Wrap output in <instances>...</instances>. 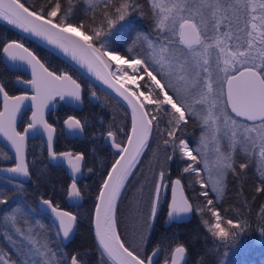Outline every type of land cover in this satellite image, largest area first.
Here are the masks:
<instances>
[{
	"label": "snow or ice",
	"instance_id": "obj_1",
	"mask_svg": "<svg viewBox=\"0 0 264 264\" xmlns=\"http://www.w3.org/2000/svg\"><path fill=\"white\" fill-rule=\"evenodd\" d=\"M88 2L93 13L102 8L100 27L86 25L83 21L78 25L69 22L71 9L62 13L60 0H46V3L39 7L26 6L22 0H0V18L25 32L47 39L66 53L71 52L73 59L78 58L86 62L90 70L94 67L99 69L101 66L108 69V57L111 60L123 61L134 72L138 66L143 65L142 71L146 74L143 85L138 84V81L127 73L119 76L114 82L101 77L127 101L132 111V127L125 145L115 142L112 131L107 132V137L113 139L112 147L118 150V158L111 165L100 187L94 223L101 256L106 255L112 264H156V257L165 240L162 238L158 241L150 254L147 245L151 243V230L157 218L161 190L166 186L165 172L161 170L155 180L150 211L142 218V230L139 235L141 243L129 245L122 239L117 231L115 219L117 198L148 145L154 130L153 122L158 119L157 115L149 113L150 106L154 105L157 112L170 116L168 127L171 130L166 128L165 131L171 139L163 140L165 146L172 147L173 155L168 159H174L178 151L182 157L192 161L183 172H195L198 177L200 169L196 165L201 148L191 149L185 139L177 136V130L187 123L188 116H195L202 120L205 132L210 133L211 140L219 145L216 133L221 131L222 126L223 135L229 142V150L223 152L217 146L216 158L212 161L210 169L212 192L216 193L217 200L223 194L227 173L230 171L234 176L239 175L234 159L238 145L240 152L253 159L256 158L258 150L261 186H258L256 191L264 192V0H148L151 6L152 33H155V37L145 33L144 39L148 43L152 63L159 66L157 74L167 77V84H162L157 75H153L156 69L149 71L147 60L135 59L129 63L123 56L106 51L107 44L95 46L96 41L108 40L117 25L123 28L125 25L120 22L127 23L126 17L139 10L140 5L135 4L134 0H118V6L117 0ZM96 20L94 14L91 24L94 25ZM105 23L107 32L103 28ZM3 53L13 62L24 61L31 67L32 79L23 83L30 85L35 92L31 97L26 93L10 96L5 85L0 83V94L4 99V111L0 112V133L15 149L13 165L0 168V173L16 175L5 177V181H15L18 177L30 178L24 141L29 130L35 129L37 125H42L48 134V154L51 160L64 158L73 174L79 172L84 156L81 153L54 151V129L44 119V108L54 97H59L60 100L68 99L70 103L81 102V85L67 73L57 75L49 71L23 43L9 41L3 45ZM117 68L118 71H123L119 65ZM97 74H100L99 71ZM108 75L112 73L109 72ZM124 80L136 84V90L125 86L122 83ZM141 87L145 90L141 91ZM168 90L174 92L175 99L173 95H169ZM92 96H95L94 92ZM29 99L33 108L32 122L24 129V134H21L16 131L15 121L24 102ZM194 105H200L201 112H196ZM166 106H171V111ZM64 123L69 129L83 131L81 121L74 116H68ZM155 127L158 129L159 125ZM208 139L209 136L202 133L201 145L206 146ZM194 151L198 155H193ZM204 163L208 168V161L205 160ZM247 167L246 163L239 164L241 170ZM196 182L201 183L199 179ZM201 187L200 195L207 201V207L194 209L189 198L184 195L181 180L171 181L172 200L167 214L168 221L182 220L193 211L201 216L206 212L210 213L215 219L214 223L202 220L207 231L224 246H231L246 231L244 225L247 221H224L215 207L214 199L209 198L207 185L201 183ZM80 195V190L73 181L68 187V196L79 198ZM41 202L51 210L55 221L58 222L56 236L59 237L62 233L64 240L70 239L75 232L77 215L60 209L51 200L42 199ZM8 203L5 189L0 188V205ZM261 208L264 209V205ZM19 216L18 207L0 214V230L3 231L4 238L12 240L13 243L11 251L0 248V264H85L78 252L72 253L68 260L67 253L53 251L49 237L37 232L33 226L21 227ZM224 223L229 228L222 227ZM40 227L43 228L42 225ZM9 229L16 233L18 240L8 234ZM261 231L264 234V228ZM170 255L171 264H187V248L183 244L174 247ZM196 264H203V260H198ZM213 264L217 262L213 261Z\"/></svg>",
	"mask_w": 264,
	"mask_h": 264
},
{
	"label": "trees",
	"instance_id": "obj_2",
	"mask_svg": "<svg viewBox=\"0 0 264 264\" xmlns=\"http://www.w3.org/2000/svg\"><path fill=\"white\" fill-rule=\"evenodd\" d=\"M70 1V3L68 2V4L65 5L62 3V0H60L62 13L71 9V15L68 17V20L78 25L81 22L80 18H78L80 15L78 10L79 0ZM22 2H25L26 6L36 5V7H39L41 4L46 3V0H22ZM142 2L147 9L146 15H143L141 11H134L126 17L127 23H122L125 25L123 28L117 25V27L112 30L124 33V37H110L106 41L94 42L95 45L100 47L101 43H105L108 46L105 49L106 51H114L125 59L138 58L146 60L144 34H151L154 38L155 33H152L151 6L148 0H142ZM84 23L86 25H91L89 22ZM81 30L84 31V29ZM104 31H108V28L104 27ZM139 34H142V36H138ZM89 35H91V33ZM8 40H16L23 43V45L30 49L45 66L49 67V62L58 65L67 70L70 75L74 76L73 79L77 80V82L81 81V83L89 87L97 88L57 56L36 43L20 36L0 22V49ZM129 49H131V51H129ZM142 68L143 66H141V71ZM153 69L156 68L152 67L151 70L153 71ZM153 73L161 80V76L157 74V70L153 71ZM0 83L5 85L8 94L16 92L15 86L11 81V74L1 65V62ZM163 84L166 83L163 82ZM168 91L169 95H173L175 99L174 92L172 90ZM156 115L158 119L153 122L154 130L150 135L149 143L141 153L132 172L137 167L142 166L146 161H159L156 165L158 168L153 166L148 170L152 178V185L156 180L157 172L166 169L170 165L173 170L172 176L181 180L184 195L189 198V202L193 205V208H206L207 201L198 193L202 187L196 185L197 179L205 181L204 177L201 174H199L198 177L195 172H183L184 167L189 161L179 159L177 153L174 159L168 160V156H172L173 151L171 145L165 146L163 144V140L167 138L164 134V129L167 126V118L163 112L156 113ZM24 119L25 115L23 114L21 115L20 122L24 121ZM157 124L159 125L158 129L155 127ZM18 128L19 126H17V129ZM201 134V122L200 119H197L195 116H188L187 123L183 125L181 129L177 130V136L185 139L191 149H197V142ZM68 144H71L73 151L79 150L81 147L80 142L72 143V141H69ZM91 147V151L83 154L85 173L76 182L81 193V204L75 207H67L65 204V197L70 180L67 178L65 171L61 166L52 165L47 162L46 153L39 138L35 137L27 141L25 159L29 164L31 176L21 184V182L11 180L6 182L5 177L0 175V188L5 189L6 195L9 198L8 204L0 205V214L18 207L25 215L29 216L31 223H35L42 233L49 237V243L53 251L67 253L68 260L72 253L78 252L81 254L85 264H112L104 256H101V251L94 242L90 226L91 211L96 192L116 153L105 150L98 144H92ZM193 155L198 154L194 151ZM9 157L8 153L0 145V165L11 164L12 161L8 159ZM234 159L236 161L235 168L239 175L234 176L230 171L227 173L224 178V189L221 197L217 200L216 194L214 195L211 193L208 186L207 190L209 192V198L214 199L215 207L221 213L222 219L224 221L228 219L234 221L246 220L247 223L244 225L246 231L240 235L239 239L234 244L231 246H224L217 238H214L211 233L207 231V227L202 223V220H208L213 223V217H211L210 213L206 212L204 216H201L196 211H193L184 221L170 222L166 226L158 224L151 230V243L147 245L149 254L158 241L162 238L165 240L162 250L156 257V264H165L166 260L167 264H171V250L180 244H183L187 248V264H196V262L201 259L203 260V264H213V261H216L217 264H264V253L257 251L254 244V239H263L264 244V234H262L261 231L262 228H264V218H262L264 209L261 208V206L264 205V192L256 191V188L261 186L259 183L260 175L257 168L259 158L257 156L255 159L246 157L239 151L238 145L234 154ZM240 163H246L248 167L241 170L239 168ZM127 181L128 179L125 181L117 199L115 219L117 231L122 239L126 240L129 245H136L141 243L139 236L135 237L134 229L128 226L127 223L128 218L132 217L129 214V207H132V203L127 204L128 208L125 211H121L120 208L121 201H123L124 198V188ZM145 189L146 187L141 190L140 196L137 195L139 200L137 201V205L135 204L136 207H139L138 222L136 224L140 226L142 218L150 211L151 200L154 195V189L152 192L149 186L147 190ZM41 198H48L54 205L77 215L75 232L66 243H62L59 237L56 236V229L47 213L39 211L36 208L35 204L37 200ZM36 222H39V224ZM41 225L43 226L42 229L40 227ZM222 227L226 229L229 228L226 223L222 224ZM8 234L12 235L11 229H9ZM261 243L262 242L259 241V245H261ZM12 247L13 243H11L10 240H6L3 231L0 230V248L11 251Z\"/></svg>",
	"mask_w": 264,
	"mask_h": 264
},
{
	"label": "flooded vegetation",
	"instance_id": "obj_3",
	"mask_svg": "<svg viewBox=\"0 0 264 264\" xmlns=\"http://www.w3.org/2000/svg\"><path fill=\"white\" fill-rule=\"evenodd\" d=\"M134 1L136 2V4L140 5V9L137 11H141L143 15L144 14L146 15L147 9L145 8L142 0H134ZM98 3H102V0H99ZM117 6H118V0H117ZM78 10L80 12V15L78 16V18H80L81 21L89 22L90 24H91L92 16L95 14L97 17V20H96V23L92 26L100 27L99 19L101 16L102 8L96 9L95 13H93L89 4H87L84 0H79ZM122 23H125V22H120V24ZM105 25L106 23L104 24V27ZM123 35L124 33L122 32L112 31L111 37L122 38L124 37ZM1 65L11 74V81L16 89V92H14L13 94L20 92L18 87L14 84V79L20 78L22 80H26L27 76L21 72L11 71L7 69L2 63ZM47 68L49 69V71H53L57 75L61 73H67L70 75V73L67 70L59 67L58 65H54L50 62H49V67ZM73 77L74 76H72V78ZM77 83L81 85V104L79 108L75 109V108L65 106L63 104L64 100H60L59 97H54L53 100L49 102L44 112L45 120L47 121V123L51 124L54 129V141H53V149L55 147L54 151L56 153L71 152L73 154L81 153L83 155L85 152L91 151L92 144H95V145L98 144L103 149L109 150L110 152L115 153L113 152L110 144L105 143L104 140L107 135V132L112 131L114 133L115 142L121 143L123 145L128 129H129V115H128L127 110L123 107V105H121L114 98L107 95L103 91L97 88L89 87L86 84L81 83V81ZM93 92L95 93V96H92ZM23 114L25 115V119L22 122H20L19 120L17 124V126H19V128L17 129L18 131H20L22 127L28 122L27 120L28 111H25ZM68 116L76 117L77 119L81 121L83 125V131H80L79 134L76 133V135H73L72 137H67L64 134L63 128H62V123ZM35 137L39 138L38 136H35ZM69 141H72V143L80 142V146H81L80 149L73 151L71 144H68ZM41 142L44 148V143L42 140ZM26 147H27V142H26ZM45 153H46V150H45ZM170 156L171 155H169L168 157ZM46 160H47V156H46ZM47 162L49 163L48 160ZM52 165H59V164H52ZM61 168L64 170L62 166ZM160 171H158L156 179H158ZM163 171L165 172V175H166V180H165L166 186L163 187L161 190V199L158 205V209H157L158 214H157V218L155 220L154 226L158 224H160L161 226H166L167 224L171 222L170 221L169 223L164 224V220H165L166 212H167V205H168V201L170 198L171 180L176 177L172 176L173 170L170 165ZM84 173L85 172H84V160H83L81 176L79 178H81ZM66 176H67V173H66ZM181 221H184V220H181Z\"/></svg>",
	"mask_w": 264,
	"mask_h": 264
},
{
	"label": "water",
	"instance_id": "obj_4",
	"mask_svg": "<svg viewBox=\"0 0 264 264\" xmlns=\"http://www.w3.org/2000/svg\"><path fill=\"white\" fill-rule=\"evenodd\" d=\"M0 22L3 23L4 25L8 26L10 29H12L14 32L19 34L20 36L28 39L31 42L36 43L37 45L45 48L47 51H49L53 55L57 56L59 59H61L67 65H69L71 68H73L77 73H79L83 78H85L87 81H89L94 86H96L99 90L103 91L107 95H109L112 98H114L121 105H123V107L127 110L128 115H129V129H128L127 135L131 132L132 111H131L130 106L127 104V101H125L123 99V97L120 96L118 92H116L115 88H113L110 83H105V80L101 78L103 76V77L107 78L111 82H114L118 78L116 76V74L114 73L112 65L110 64V62H109V68L108 69H104L101 66L99 69L94 67L92 70H90L89 66H88V64L86 62H83V61L79 60L78 58L77 59H73L71 52H67V53L64 52L63 49H61L60 47H58L55 44L50 43L47 39H45L43 37L36 36V35H34V34L30 33V32H25L21 28H17L14 25L8 24V22L3 20L2 18H0ZM9 41H12V40H8L5 43H8ZM0 61L7 69H9L11 71L21 72V73H23V74H25L27 76L26 80H22L20 78L19 79L18 78L14 79V84L18 87L20 92L15 93V94H11L10 96L22 95V94L26 93L29 97H31L32 95L35 94L34 90L32 89V87L30 85L23 83L24 81H28V80L32 79L31 67L26 62H24V61H14L13 62V61L9 60L7 58V56H6V54L3 53V46L1 47V50H0ZM97 71H99V73H100L99 75L97 74ZM109 72H111L112 75H108ZM225 99H226V87H225ZM63 104L65 106L77 109V108L80 107L81 102H71L70 103L68 99H65L63 101ZM31 105H32V101L30 99L25 101L24 105L22 106L21 112H19L17 114V119L15 121L16 131H18L17 130V124H18V122L20 120L21 114H23L25 111H28V116H27L28 122H27V124H25L22 127V129L20 131H18L21 134H24V129L28 126L29 123L32 122V111H33V108L31 107ZM45 110H46V107L44 108V112H45ZM228 110L230 112V108ZM3 111H4V99H3V95L0 94V112H3ZM44 119H45V113H44ZM64 121L62 123V128H63L64 134L67 137H72L73 135H76V133L79 134V132H80L79 129H69L68 126L64 123ZM127 135H126V138L124 140L123 145L127 144ZM35 136H38L43 141L44 148L46 150L47 160L49 161V163H51V164H59V165H61L64 168V170L67 173L68 178L70 179L69 185L71 183H73V181L77 182V180L81 176L82 162H81L80 171L75 173V174H73L72 170H71V167L68 165L66 159L60 158L57 161L51 160V158L49 157V154H48V134L44 130L42 125H37V127L35 129H30L29 132L25 135V141H24L25 153H26V142H27V140H29V139H31V138H33ZM53 141H54V132H53ZM104 142L107 143V144H110L113 152L116 153V156L114 157V159L110 163V165H109V167H108V169H107V171H106V173H105V175H104V177H103V179H102V181H101V183H100V185L98 187V190L96 192V196H95V199H94V203H93V206H92V211H91V226H90L91 227V232H92V236H93L94 242H95L96 246L99 248L100 251H101V249L99 247L98 241H97L96 236H95V223H94V220H95V205L97 203V197L99 195V190H100V187H101V185L103 183V180H104V178H106L108 170L111 169V165L118 158V150L112 147V143H113L112 138H108L107 135H106ZM0 145L8 153V155L10 156L11 161H12V163L10 165H0V168L11 167L13 165V163H14L15 149L11 146V143L3 136L2 133H0ZM0 175L3 176V177H13L16 174L0 173ZM26 179L27 178H24V177H18L15 181H18V182L23 181L24 182V181H26ZM176 179L177 178H173L171 181H174ZM69 185L67 186V189H66L65 204H66L67 207L78 206V205L81 204V197H79V198H75V197L69 198V196H68V187H69ZM153 198H154V195H153ZM42 199H47V198L38 199L36 204H35V206H36V208L39 211H43V212L47 213L49 219L51 220V222H52V224L54 226V228L57 230L58 222L55 221V217L51 213V210L48 209L46 205L42 204V202H41ZM171 200H172V188H171V184H170V198H169L168 205H167V212H166V217H165V220H164V224H166V221H168V215L167 214H168L169 204L171 203ZM59 208L62 209V210H66V209L61 208V207H59ZM66 211H68V210H66ZM188 217H189V215L184 217V219H182V220H186ZM179 221H181V220H179ZM169 222L170 221H168L167 223H169ZM176 222H178V221H176ZM72 236H73V234H72ZM59 239H60V241L62 243H66L71 238L68 239V240H64L63 235L61 233L60 236H59ZM257 241L258 240H254V242H257ZM259 241L262 242L263 240L260 239ZM104 257L110 263H112V261L109 260V258L106 255Z\"/></svg>",
	"mask_w": 264,
	"mask_h": 264
},
{
	"label": "rangeland",
	"instance_id": "obj_5",
	"mask_svg": "<svg viewBox=\"0 0 264 264\" xmlns=\"http://www.w3.org/2000/svg\"><path fill=\"white\" fill-rule=\"evenodd\" d=\"M68 1L69 0H63L62 3L67 5ZM84 1L87 4H89L88 0H84ZM92 2L93 3H98L99 0H92ZM69 3H70V1H69ZM91 26H92V24H91ZM105 27H107V24L105 25ZM138 36L141 37L142 34H139ZM144 46L146 48V50H145L146 51V53H145L146 54V60L148 61V64L150 65L149 66V71H152L151 68L154 67L159 72V66L152 63V57L150 55V49H149L148 43H147V41L145 39H144ZM135 59H138V58L127 59V60L133 62ZM111 65H112L113 71L116 73V67H115V64H114V62L112 60H111ZM141 66H143V65H141ZM141 66H138V68L136 69L135 72L133 71V69L131 67L126 66V65L121 66V68L123 69V71H122L123 73H127V75H131V76H135V78H136L135 80L138 81V84L143 85L145 83V81H146V74L142 73ZM153 75H154V73H153ZM157 79H159V78H157ZM162 81L167 84L168 83V78L167 77H161V83L163 84ZM124 84L126 86H128L129 88H131L132 90H136V88H137L136 84H130V83H127V82H124ZM140 90L143 91L145 89L143 87H141ZM188 102H190V101H186V103H188ZM145 103H146V101H145ZM166 107L169 109V111H171V106H166ZM148 110H149V113L151 115H156V113H159V112H157V110H156L154 105L150 106L148 108ZM194 110L196 112H201V106L200 105H194ZM166 118H167V126L165 127V129L167 128L168 130H171L168 127V120L170 119V116L166 115ZM200 122H201V126H202V133L205 134V135H208L209 139H208V142H207L206 146L201 145V137H202V134H201V137H200V139L197 142V148L198 147L201 148V152H200V154L198 156V160H197V165L196 166L199 167L200 174L204 177L205 181H203L201 179H199V180L201 181V183L206 184L209 187L211 193H213L215 195L216 193L212 192V179H210L211 164H212V161H214L215 158H216V153H215L216 147L219 146L221 148V151L227 152L229 150V147H228L229 142H228V139L223 135V129H222V126H221V131L216 133V135L219 137V145H217L215 142H213L211 140L210 133L205 132V127L203 125L202 120H200ZM165 129H164V131H165ZM164 134L167 136V131H165ZM229 135H230V133H229ZM165 139H171V138H169L167 136V138H165ZM176 143L178 144L179 140H177ZM176 153H177V156H178L179 159L189 161L187 164L192 163V161L189 158L182 157L181 154L178 151ZM257 157H258V150H257ZM205 160L208 161V164H209L208 168L205 167V163H204ZM158 163H159V161H157V160H150V161L144 162L142 164V166L137 167L132 172V174L129 177V179L127 181V184H126V186L124 188V193L125 194H124L123 201H121L120 208H121V211H125L128 208L127 204L128 203H132V207H129V214L132 217L128 218L127 223H128V226H130V227H132L134 229L135 237L136 236L138 237L140 235L141 230H142L141 226L139 224H136L138 222L139 207H136L135 204L137 205V201L139 200L138 196H140L141 190H143L145 187H146L145 190H147V188L149 186V187H151V192L153 191L155 181L151 185V183H152L151 179L152 178L150 177V175L148 173V170H149L150 167L156 166ZM187 164H186V166H187ZM156 168H158V166H156ZM257 168H258L259 175H260L261 174V169L259 167V159H258V163H257ZM213 178H214V174H213ZM201 183H197L196 182V185L201 186ZM201 191H202V188L199 190L198 193L200 194ZM19 219H20V226L21 227L33 226V227L36 228L37 232H41L42 233L40 228L37 227L35 225V223H31V221L29 219V216L25 215L21 210H20ZM25 222H27V224H25ZM214 222H215V219L213 218V223ZM11 232H12L11 236L18 240L19 237H17L16 233L13 232V231H11ZM254 240H258L257 242H254V244L256 246V250L264 253L263 241H262L261 245H259V240L260 239H254ZM10 241L12 243V240H10Z\"/></svg>",
	"mask_w": 264,
	"mask_h": 264
},
{
	"label": "bare ground",
	"instance_id": "obj_6",
	"mask_svg": "<svg viewBox=\"0 0 264 264\" xmlns=\"http://www.w3.org/2000/svg\"><path fill=\"white\" fill-rule=\"evenodd\" d=\"M96 46V45H95ZM97 47V46H96ZM30 50V49H29ZM31 51V50H30ZM108 60H109V62H110V64H111V58L110 57H108L107 58ZM113 62H114V64H115V67H116V76L117 77H119V76H122V75H124L125 73H123L122 71H118V68H117V66L119 65L120 67L121 66H124V65H126V66H128V64H124L123 63V61H116V60H112ZM129 63H132L131 61H129ZM128 76H131V75H128ZM134 80L136 79L135 78V76H131ZM123 82H127V83H129L127 80H124ZM26 154V153H25ZM27 180V179H26Z\"/></svg>",
	"mask_w": 264,
	"mask_h": 264
}]
</instances>
